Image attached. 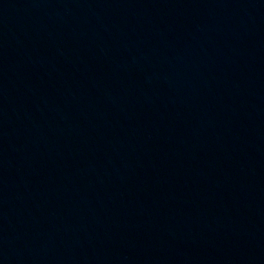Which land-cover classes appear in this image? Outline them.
<instances>
[{
  "label": "water",
  "instance_id": "1",
  "mask_svg": "<svg viewBox=\"0 0 264 264\" xmlns=\"http://www.w3.org/2000/svg\"><path fill=\"white\" fill-rule=\"evenodd\" d=\"M0 264H264V0H0Z\"/></svg>",
  "mask_w": 264,
  "mask_h": 264
}]
</instances>
